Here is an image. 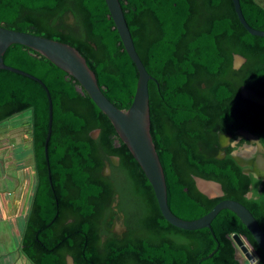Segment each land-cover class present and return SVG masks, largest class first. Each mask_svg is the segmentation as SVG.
Masks as SVG:
<instances>
[{
	"label": "trees",
	"instance_id": "trees-1",
	"mask_svg": "<svg viewBox=\"0 0 264 264\" xmlns=\"http://www.w3.org/2000/svg\"><path fill=\"white\" fill-rule=\"evenodd\" d=\"M118 1L135 51L153 78L150 134L170 211L192 221L218 202L234 200L264 233V181L245 174L231 156L234 148L222 150L218 142L219 134L234 138L244 130L264 148V105L241 95L246 88L264 99V37L246 32L231 0ZM238 1L246 23L264 31V7L257 0ZM0 26L73 47L103 95L118 109L129 108L138 74L104 0H0ZM234 55L245 59L237 70ZM3 62L39 79L52 103L45 158V90L0 70V123L30 111L35 185L20 244L32 264H66L67 256L74 264H241L233 235L250 246L255 264H264L262 250L228 210L216 215L210 229L185 231L167 223L139 165L72 77L18 44L7 48ZM106 163L109 175L103 174ZM194 177L220 184L223 195H203ZM119 215L122 238L110 233Z\"/></svg>",
	"mask_w": 264,
	"mask_h": 264
},
{
	"label": "water",
	"instance_id": "water-1",
	"mask_svg": "<svg viewBox=\"0 0 264 264\" xmlns=\"http://www.w3.org/2000/svg\"><path fill=\"white\" fill-rule=\"evenodd\" d=\"M231 1L238 21L246 30V32L252 36L264 37V31L253 29L246 23L240 9L239 1ZM104 2L109 11V17L113 21L114 28L118 33L123 49L134 64L138 74L135 93L132 102L127 110L118 109L103 95L101 89L97 84L94 73L88 68L85 60L73 47L37 35L8 30L0 26V70H6L32 79L40 84L46 92L49 114L48 130L44 146L45 158H47V142L51 134V98L47 88L39 79L19 69L10 67L3 62V55L5 51L9 46L13 44L22 45L40 54L48 61H50L53 65L72 77L78 83V85L80 86L78 90L84 91L89 96L91 101L95 104V106L107 117V119L112 124L116 134L139 165L146 180L153 190L158 209L163 219L167 223L175 228L185 231L200 230L203 228L210 229V224L216 217V215L221 210H228L235 214V216L244 225V227L253 237L256 244L264 253L263 231L259 227L254 217L251 215V213L237 201L222 200L218 202L207 214L199 219L192 221L180 219L170 211L167 205V192L163 169L159 162L150 134L148 81L153 80V78L147 73L145 67L143 66L135 51V47L128 26L124 19L119 1L104 0ZM65 19L69 24L73 23V18L69 13L66 14ZM244 63L245 59L240 55L233 56L234 69L237 70ZM241 95L247 100L258 103L260 105H264V99H261L249 89L242 88ZM96 135L97 131L92 134L93 138H95ZM243 136L254 143L256 145V149H258L259 152H262L263 148L254 136L246 133H243ZM237 156V154L232 153V157L235 159V161L240 166H243L238 162L236 158ZM112 161L113 163H116L117 159H112ZM194 182L198 191L208 198H216L223 195L220 184L216 182L204 180L199 177H194ZM199 182L216 185L218 187V193L212 196L207 195L199 188ZM247 196L249 197L250 194H248ZM233 241L240 253L245 255L247 260H251V255L242 242L241 237L233 235ZM66 264H74L73 259L70 256L66 257Z\"/></svg>",
	"mask_w": 264,
	"mask_h": 264
},
{
	"label": "crops",
	"instance_id": "crops-1",
	"mask_svg": "<svg viewBox=\"0 0 264 264\" xmlns=\"http://www.w3.org/2000/svg\"><path fill=\"white\" fill-rule=\"evenodd\" d=\"M11 171L4 166L0 177V264H32L21 251L20 223L26 219L35 183L28 181L27 168H21L22 179L10 176ZM236 256L240 261V255Z\"/></svg>",
	"mask_w": 264,
	"mask_h": 264
},
{
	"label": "rangeland",
	"instance_id": "rangeland-1",
	"mask_svg": "<svg viewBox=\"0 0 264 264\" xmlns=\"http://www.w3.org/2000/svg\"><path fill=\"white\" fill-rule=\"evenodd\" d=\"M257 1L264 7V0ZM29 120L30 111H24L0 123V177L3 173L2 171L4 166L7 167V169H12L10 176L21 179V168H27L26 174L28 181H33V183H35V178L33 175L34 170H32L33 158L30 143L31 127L29 124ZM243 149L244 148L234 150L233 153L237 154L240 157L245 156L246 148L245 150ZM5 158L10 159L6 162L4 160ZM6 163L9 165H6ZM28 187L29 186L27 185V189ZM217 193L218 192L216 190L215 194ZM24 224L25 218L24 223L22 222L20 223V225H22L23 227ZM245 245L249 249H251L250 246L246 243V241ZM237 254L241 255L238 249Z\"/></svg>",
	"mask_w": 264,
	"mask_h": 264
},
{
	"label": "flooded vegetation",
	"instance_id": "flooded-vegetation-1",
	"mask_svg": "<svg viewBox=\"0 0 264 264\" xmlns=\"http://www.w3.org/2000/svg\"><path fill=\"white\" fill-rule=\"evenodd\" d=\"M243 133L250 134L244 130L236 131L234 138H232L231 135H229V134H219L218 135L219 145H220L222 150L224 148H228V147L234 148L231 152V156H232V153L234 150H239L241 148H244L243 150H245V148H246L245 156H241V157L237 156L236 157L238 162L241 165H243L242 167H244V173L245 174L250 173L256 179H261L262 181H264V163H263V161H264V148L262 147L263 148L262 152H259L258 149H256V145L254 143H252L251 141H249L245 136H243ZM250 135H252V134H250ZM252 136H254V135H252ZM254 137L257 139L256 136H254ZM241 140H247V143H242V144L238 145ZM223 156H224V152L220 151L218 153V158H222ZM114 164H117V162ZM109 172H110L109 166L106 163L105 168L103 169V174L109 175ZM32 196H33V192L31 194L29 206H30L31 201H32ZM116 202H117V196H115V202L112 203V207L114 210H116V208H115ZM125 231H126V229L124 228L122 217L119 215V216L113 218L112 223H111V227H110V233L117 236L118 238H122V235L125 233ZM102 239H104V237Z\"/></svg>",
	"mask_w": 264,
	"mask_h": 264
},
{
	"label": "bare ground",
	"instance_id": "bare-ground-1",
	"mask_svg": "<svg viewBox=\"0 0 264 264\" xmlns=\"http://www.w3.org/2000/svg\"><path fill=\"white\" fill-rule=\"evenodd\" d=\"M198 185H199V188L209 196H212L213 194H215L216 190L218 189L216 185H213L210 183L199 182Z\"/></svg>",
	"mask_w": 264,
	"mask_h": 264
},
{
	"label": "built area",
	"instance_id": "built-area-1",
	"mask_svg": "<svg viewBox=\"0 0 264 264\" xmlns=\"http://www.w3.org/2000/svg\"><path fill=\"white\" fill-rule=\"evenodd\" d=\"M241 240H242V242H243L244 245H245V240H244L243 238H241ZM235 246H236V245H235ZM245 246H246V245H245ZM236 248H237V247H236ZM246 248H247L248 252H249L250 255H251V260H247V258L245 257V255H243V254L241 253V255H240V257H241V260H240L241 264H255V262H256V258H255V256H254L252 250L249 249L247 246H246Z\"/></svg>",
	"mask_w": 264,
	"mask_h": 264
}]
</instances>
